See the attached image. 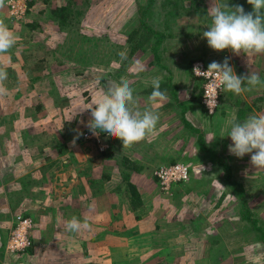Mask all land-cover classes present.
Listing matches in <instances>:
<instances>
[{
    "label": "rangeland",
    "instance_id": "1",
    "mask_svg": "<svg viewBox=\"0 0 264 264\" xmlns=\"http://www.w3.org/2000/svg\"><path fill=\"white\" fill-rule=\"evenodd\" d=\"M146 1L30 0L24 14L15 18L12 14L14 8H10L8 0H3L0 21L16 34L18 43L8 56V78L4 82L8 94L1 96L6 97L2 102L0 97V116H19L14 126L7 125L6 133L0 131V150L5 145L26 146L32 141L31 138L20 140V133L36 138L47 133L51 141L49 144L54 145L55 140L51 135L60 127L71 139L70 145L87 148L91 164L89 172H93V175L99 176V169L105 165V155H111L107 164L111 165L114 161L118 170L106 185L100 186V190L104 194L116 195L123 207L124 214L119 226L110 232L120 239L118 241H124L129 246L128 251H125L123 244L122 250L112 247L105 251L96 249L94 254L89 255L83 250L84 242H81L85 228L79 232L68 231L65 225L70 219L66 215L58 219L47 218L40 215L43 212L39 210L31 215L30 247L23 252L6 254L3 245L10 220L15 213L21 212L6 205L7 201L15 202L18 196L16 188H12L15 183L10 177L5 189L0 187V218L6 219L0 224V264H87L89 260L106 257L102 256L104 252H111L107 256L113 260V257L122 258L123 253L128 254V264H136L143 253L152 261H161L168 259L170 253L174 252L172 249L179 251L172 246L173 242L180 243L185 239L193 241L196 248L187 252L180 250L178 264L196 257H203L204 264H264V238L261 236V232L264 233V169L258 170L251 165V154L238 158L229 152L232 141L225 135L228 121L241 119L234 117L233 101L223 105L224 114L222 117L218 115L217 119L212 117L217 113L208 116L205 109L201 110L197 105L193 109L184 106L185 118L203 131L204 149L197 143L198 134L191 132L181 118L183 112L180 108L186 101L189 103L193 97L198 98L202 94V82L190 68L195 58L209 64L212 61L222 63L227 57L238 76L258 73L257 70L262 69L261 80L264 81V54H237L231 49L216 51L208 46L206 38L202 36L211 23L208 15L210 7L221 3L230 6L235 0H197V3L194 0H152L144 18L153 29L163 34L157 49L159 59L150 48L152 36L130 55L131 44L127 34L138 26L139 9ZM242 1L244 7H249L247 0ZM61 5L71 8L70 22L67 23L70 31L61 28L59 22L48 14L51 8ZM169 16L171 19L168 21ZM12 56L16 58L10 59ZM35 72L44 75L38 78L36 87L30 80ZM47 76H53L57 83L52 86V82H47ZM154 77L160 81L171 77V82L165 80L163 85L176 84L177 98H172L169 84L164 88L160 85V90L165 94L163 99H150L153 91L150 81ZM105 79H113L117 83L126 79L135 90L136 107L141 111L153 110L159 115L155 129L144 140L130 147H124L122 140L110 137L105 132L99 133L101 145L87 138L85 132L81 133L91 118L90 109L84 108L89 107L91 101L103 92ZM262 90L264 87L257 86L256 90L248 91L252 97L256 91L262 94L257 97L258 100L251 99L252 107L256 110L251 108V115L264 114ZM51 91L54 94L50 99L57 98L55 107H58L59 113L43 110L33 116L27 115L34 109L35 103L41 104L42 96ZM23 93L26 98L15 101ZM11 94H15L16 98H11ZM259 100L263 101L259 103ZM5 134L12 137L11 143L7 142ZM106 139L111 144L107 147ZM210 147L223 162L231 165L230 178L244 187L250 215L256 219L260 229L243 218L240 199L230 181L223 176L222 161L212 159L208 153L207 148ZM105 148L107 151L104 152ZM42 157L44 154L40 153L0 154V163L4 164L0 165V177L3 175L0 180L7 182L4 171L8 170L12 161L15 165L28 160L38 163ZM170 158L187 163L190 177L184 183L175 184L169 193L160 188L154 169L161 163L169 162ZM118 177L121 179L118 180ZM82 181L79 177L76 186ZM127 181L136 185L142 200L136 208L128 200ZM64 182H69V179L63 181L65 186L55 191L64 195L61 200L67 199V183ZM115 183L116 188L113 187ZM80 221L84 223L83 219ZM44 224L53 231L49 234L43 231ZM133 244L139 245L132 248ZM142 264L154 263L145 261Z\"/></svg>",
    "mask_w": 264,
    "mask_h": 264
},
{
    "label": "crops",
    "instance_id": "2",
    "mask_svg": "<svg viewBox=\"0 0 264 264\" xmlns=\"http://www.w3.org/2000/svg\"><path fill=\"white\" fill-rule=\"evenodd\" d=\"M14 58L16 57L12 56L10 59ZM30 70L31 67H29V71ZM257 72L262 79V69L257 70ZM36 73L37 72L30 76V80L31 82H33V86L35 87L37 86V82L39 81L38 78L44 77L43 74L38 75ZM46 78L47 82H52V86L53 84L55 85V83H57L54 81L53 76L52 78L49 76H47ZM166 85H163V88ZM31 86L32 85H29V87ZM10 90H12V88ZM249 92L245 90L241 94L237 95L233 92L225 91L224 89H222L219 95L220 105H218L219 108L217 107L215 111V113L217 114L214 113L215 116L212 117H214L215 119L218 118V115L219 117H222L224 114V110L222 109L223 105H228L229 102L233 101L232 112L234 114V117H240V121H243L244 118H247L248 115H251L252 110H255V107H252L253 105L251 99L258 100L257 97L262 96V94L260 95V93H257L256 91V94L252 97V94H249ZM260 92L264 91L262 90ZM24 96L25 93L19 94L18 98L15 101L21 98H26ZM1 98L2 102L6 97ZM11 98L15 99V94H11ZM55 99L57 98L53 97L48 100L50 102L43 103L41 109H39L35 103V105L33 106L34 109H32L31 113H28L27 115L33 116L35 114L43 112V110H46L49 113H59L58 107H55ZM41 100H43V96ZM261 101L263 100H259V103ZM241 109H243L242 113L240 111ZM207 115L210 116L209 114ZM18 116L19 115L13 114L7 115V118H2V116H0V121L2 122L3 131L5 133L6 128L9 125L14 126V121L18 120ZM60 124L58 126H60ZM58 131L62 132V135L66 136L64 130L58 127L57 131L52 132L51 135V137L55 140L53 143L54 145L49 144L51 143V141L47 133L40 138H36L35 136L23 135L20 133V140L27 141V139L31 138L32 141L26 146L5 145L0 150L1 155H7L16 152H22L26 154H44L41 162L37 163L34 162V160H28L25 163H18L15 165L12 161L8 167V170L4 171V177H6L8 180L6 183H3V181L0 180L1 189H5V186L9 182V178L12 177L13 182L15 183L12 185V188H16L17 192L15 193H18V196H16L15 198V202L7 201L6 205L9 209L21 211L29 216H33V214H36V212L41 210V212L43 213H40V215H43V217L47 218L57 217L58 219L59 217H63L64 215H66V217H68L69 219H71L73 216L77 217L80 220L83 219L84 222H87L88 227L84 229V237L81 242H84L83 250L87 251V254L89 253V255L94 254V252H96V249L105 251L107 249L109 250V248L112 247L114 249L122 250L123 244H125L126 246V251L129 245H127V243H124V241H118L120 239L113 237V233L110 232L111 230H114L119 226L122 220L121 217L124 214L123 207L121 206V204H119V200L116 195L104 194L102 193V190H100V186L106 185L111 180V177L113 176L115 170H118L117 164L113 161V164L108 165L107 161L111 159V155H105V165H102L101 169H99V176L93 175V172H89L91 164L89 163V157L87 156V148H83L79 145H70L69 143L71 139L67 138V136L62 137ZM5 136L7 142L11 143L12 137L8 134H5ZM107 141L108 139H106V147L108 145H111L109 141ZM0 165L4 164L0 163ZM94 168L91 169L93 170ZM1 177H3V175ZM79 177L83 179V181L79 186H76L75 182L79 179ZM67 179H69V182H64L67 183V199L61 200L64 195H60V191H55L65 186L63 184V181ZM119 179L121 178L118 177V180ZM49 183L50 189L48 188ZM116 186L117 183L113 185V187L115 188ZM2 221H6V219L0 218V224ZM42 229L48 234L53 231L52 229L48 228L46 224H44V227H42ZM136 245L139 244H133L132 248H136ZM172 246L178 248L179 251H176V253L175 250L172 249V251L174 252L170 253L168 259H160L161 261H159V259H156L155 261H152V259H149V257L146 258L145 254L143 253L142 257L136 264H142V262L145 261H151L154 264H160L161 262H163L164 264H178V254L181 252L180 250L187 252L193 247L196 248L195 243L193 241L189 242V240L187 239L181 241L180 243L173 242ZM129 251L131 250L129 249ZM108 253L109 252H104V254L102 255H106V257H103L101 259L99 258L98 260H93L101 261L103 263L123 262L128 264L126 261L128 254L123 253L122 258L113 257V260L112 257L107 256ZM109 254H111V252ZM186 255L188 254L186 253ZM200 255L203 256V254ZM204 262L205 261L203 260V257H196L195 259L186 260L184 264H204Z\"/></svg>",
    "mask_w": 264,
    "mask_h": 264
},
{
    "label": "clouds",
    "instance_id": "3",
    "mask_svg": "<svg viewBox=\"0 0 264 264\" xmlns=\"http://www.w3.org/2000/svg\"><path fill=\"white\" fill-rule=\"evenodd\" d=\"M247 3L252 5L250 12H246L239 4L230 7L228 3H221L210 7L208 15L211 23L208 30L202 33L210 48L216 51L231 49L237 54L241 52L264 54V0H247ZM2 5L3 0H0V6ZM17 43L16 34L0 21V96L8 94L4 83L8 78V56ZM121 56L125 58L123 54ZM206 72L218 75L223 89L237 95L245 90L251 91L257 86L264 87V81L258 73L250 72L238 76L227 57L222 63L217 61L209 63ZM150 84L153 88L150 99H163L165 94L160 90L159 78H152ZM134 92L126 79H121L119 83L114 81L107 83L103 92L91 101L89 107L84 108L91 111V118L87 124L89 131L93 135L105 132L110 137L119 138L124 147L144 140L155 129L159 115L150 109L139 110L136 107ZM225 135L232 141L229 145L231 154L238 158L251 154V165L258 170L264 169V114L249 115L243 121L237 119L228 121ZM86 227L87 222L82 224L75 216L65 225L66 230L72 232H79ZM7 236L8 234L6 239ZM3 246L5 252V242Z\"/></svg>",
    "mask_w": 264,
    "mask_h": 264
},
{
    "label": "trees",
    "instance_id": "4",
    "mask_svg": "<svg viewBox=\"0 0 264 264\" xmlns=\"http://www.w3.org/2000/svg\"><path fill=\"white\" fill-rule=\"evenodd\" d=\"M194 1H195V3H197V0H194ZM28 3H31L30 0L28 1ZM151 3H152V0H147L146 4L144 6H142V8L139 9L140 10L139 11V17H140L139 24H138L137 27H134L127 34V40L131 44L128 54H130V55L133 54L138 48L142 47L149 40V38L152 36L153 40H151L150 48L152 49L156 59H159L158 54H157V49H158L159 45L161 44V42L163 40V34L159 30L153 29L146 22V20L144 18L145 14H147V10L151 6ZM236 4L242 5L244 7L242 0H235V2L230 5V7L233 6V5H236ZM244 9H245L246 12L252 11V7H251L250 4H249V7H244ZM70 13H71L70 6L61 5V6H57L55 8H51L49 10L48 14H50L49 15L50 17H53L54 19H56L59 22V25H60L61 28L65 27L67 29V31H70L69 27L67 25V23L70 22V19H69ZM170 14H172L171 11H170ZM169 19H171L170 16L167 17L168 21H169ZM190 68H191V66H190ZM169 76H167V77H169ZM164 81L163 80L160 81V85L161 86L163 84H165ZM166 81H170L171 82V77L167 78ZM168 84H170L169 90H170V93L172 95V98L173 99L177 98V85L176 84H172V83H168ZM220 92H219V95H220ZM53 94H54V92L51 91V93H46L45 95H43V100H41V104H38L37 107L39 109H41V106H42L43 103L50 102L48 100H50V97H52ZM196 105L199 108H201V110L205 109L206 114H209V115L214 114L216 110L211 112V113L208 112V110L206 109L205 105L203 104L202 98L200 96L198 98L197 97H193L191 99V102L188 103V101H186L185 103H183V106L180 107L181 111L183 112V114L181 115V118L183 119L184 123L188 126V128L190 129L191 132H194L195 134L196 133L198 134L197 135V143H198V145L201 148L204 149L205 148V144H204L205 140H204V137H203V131L200 130L199 127H195V126L191 125L189 123V120L187 118H185V116H184V111H185L184 106H187V107L193 109V108H195ZM240 111L242 113L243 109H241ZM83 129H85V130L81 131V133L87 131L88 127H85ZM2 130H3V125H2V122H0V131H2ZM103 151L105 152V151H107V149H104ZM207 151L210 154L212 159L221 160V158L218 156L217 152L212 147L207 148ZM173 161H175V160L173 158H170L169 162H173ZM222 167H223V176L227 180L230 181V184L232 185V187L234 188L235 192L237 193V195H238V197L240 199L241 214H242L243 218L249 220L253 227L255 226L258 229H260V227L256 225V219L250 215V209H249V206L247 204L246 197H245L244 187L242 186V184L239 181H236V180L230 178L231 177V165L222 161ZM154 176H155V178H156V180L158 182V179H157L156 175H154ZM123 177H125V176L123 175ZM185 181H177V182H175L173 184V186L175 184H177V183H184ZM171 190H172V188H171ZM127 193H128V200H129V202H130V204H131V206L133 208H136L138 205L141 204L142 200L140 199L138 189H137L136 185L133 182H131V181L130 182L127 181ZM261 236H262V238H264L263 231L261 232ZM29 247L30 246H28L27 248H29ZM87 264H126V263H123V262L103 263L101 261L89 260ZM160 264H164V263L161 262Z\"/></svg>",
    "mask_w": 264,
    "mask_h": 264
},
{
    "label": "built area",
    "instance_id": "5",
    "mask_svg": "<svg viewBox=\"0 0 264 264\" xmlns=\"http://www.w3.org/2000/svg\"><path fill=\"white\" fill-rule=\"evenodd\" d=\"M28 1L29 0H8L10 8H14L12 14L15 15V18L24 14ZM207 68L208 64L201 58H195L191 63L193 74L202 80V102L208 112L211 113L217 109L219 92L223 87L220 84L219 76L211 72H206ZM84 134L87 138H91L101 145L99 135H93L90 131H85ZM103 147L100 146V148ZM154 175H156L158 179L160 188L163 191L170 193L175 182L189 179L190 168L187 163L175 160L173 162L157 165L154 169ZM32 226L33 220L31 216L22 212L15 213L5 241V252L9 254L19 253L23 252L28 246H30Z\"/></svg>",
    "mask_w": 264,
    "mask_h": 264
},
{
    "label": "water",
    "instance_id": "6",
    "mask_svg": "<svg viewBox=\"0 0 264 264\" xmlns=\"http://www.w3.org/2000/svg\"><path fill=\"white\" fill-rule=\"evenodd\" d=\"M116 82L115 80H113V79H105V85H107V83H109V82Z\"/></svg>",
    "mask_w": 264,
    "mask_h": 264
}]
</instances>
